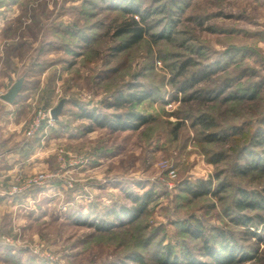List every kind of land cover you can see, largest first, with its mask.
Wrapping results in <instances>:
<instances>
[{
  "label": "rangeland",
  "instance_id": "obj_1",
  "mask_svg": "<svg viewBox=\"0 0 264 264\" xmlns=\"http://www.w3.org/2000/svg\"><path fill=\"white\" fill-rule=\"evenodd\" d=\"M134 1L151 12L152 30L117 52L123 36L115 29L128 16L115 6L122 0H0L1 81L14 72L42 83L25 139L42 130L27 135L39 108L65 100L46 145L24 147L41 160L10 187L28 196L1 219L0 264H142L139 256L163 264L168 252L185 264L188 256L211 260L206 245L227 239L238 257L253 255L233 264H264V169L249 167L264 156L256 143L264 131V0ZM142 88L152 96L105 106ZM82 107L152 119L114 129L80 117ZM204 115L220 137L207 138ZM200 179L211 181V193L189 190ZM242 189L260 206L240 209ZM147 192L151 202L136 217ZM5 251L15 252L13 262Z\"/></svg>",
  "mask_w": 264,
  "mask_h": 264
},
{
  "label": "trees",
  "instance_id": "obj_2",
  "mask_svg": "<svg viewBox=\"0 0 264 264\" xmlns=\"http://www.w3.org/2000/svg\"><path fill=\"white\" fill-rule=\"evenodd\" d=\"M115 6L123 7L122 9L123 12L125 14H128V16H126L122 20V22L119 25H117L115 29L116 36H119V37L123 36V39L114 46V50L119 52V51L129 49L135 46L136 44L140 43L146 37V35H148L151 32L152 25L148 22V18H150V16L152 15H151V12L149 11L147 12L142 11L139 5L134 0H129V1L122 0L120 4L117 3ZM139 15H140V18H138ZM170 36L171 35L169 34L163 33L162 37L168 38ZM84 39L87 40V37H85ZM186 72H187L186 69L184 68L181 69L179 76H184ZM191 87L192 86L187 85L186 82H181V85H180L181 90H187L188 88H191ZM134 88H137V87L134 86ZM192 90H193L192 91L193 93H191V95L194 94L195 96H197V93L199 91L198 90L195 91L196 89H192ZM223 91L224 89L222 88L221 92ZM191 95L189 97H191ZM150 96H152V91L149 89H145V88L135 89L133 90V92L131 91L127 93V95H125L124 93H120V95L116 97L115 101L108 102L106 103L105 106L108 108H111L114 106H120L122 105L121 98L122 100L124 99V101L130 102L132 104L139 103L145 100L146 98H149ZM236 96L237 95L230 96L229 99L233 97L235 98ZM79 116L84 117V118L85 117L90 118L92 121L96 122V125L110 126L114 129H139L144 124H147L149 121H151L152 119L151 116H146L142 113L136 112L133 109L126 110L123 113L118 112V113H113L110 115V114L98 112L96 109L90 110V109H85L82 107V112ZM201 118L204 119V120L200 119L203 129L208 130V132L206 133L207 138L211 140L213 138L216 139L215 137L217 136L220 137L219 135L220 132L214 131L212 129L215 125H217L215 119L210 116H206V115H204ZM93 128H94L93 125H90L87 127L86 130L91 131ZM230 132L231 131H227L225 133V136L228 137ZM256 137H257L256 139L258 140L256 143L262 144L264 146V131L263 130L258 131ZM257 161L258 162L255 165H253L254 162L250 163L249 167L251 166V168L255 169L261 166L264 169V156L261 157ZM200 186L202 187V189L199 191L198 188ZM188 188L190 191L194 192L195 195L209 194L212 192L210 180L208 181V180L200 179L195 184L189 186ZM240 193H241V200L238 203V207L240 209H245L246 207H249V206L256 207L257 205L260 204L259 202H262V201L247 202L246 199L249 196L248 192L242 189L240 190ZM251 196L256 197L258 196V194L254 193ZM258 197L264 201V197L260 196V194ZM138 198L139 197H137L136 199ZM150 202H151V193L147 192L144 195V199L141 202L140 206H137L134 210L136 217L148 206ZM122 210L124 212L129 211L128 207H123ZM248 222L249 221H246V224H248ZM198 234H200V236L202 235L199 232ZM6 248H10V247L6 246ZM205 250H206V254L211 257V260L209 261L201 260L194 256H188L186 257L187 259H183V261L185 262V264H233L238 261L248 260L253 256V255L243 254L238 257L237 255L240 249H238L235 243H232L228 239L225 242H221L219 246H217L216 244L212 245L208 243L205 247ZM33 258L34 257H31L27 264H33ZM172 258H173V261H172ZM160 259H161L160 263H163V264H179L181 262L179 257L175 254H173L172 256L171 252L166 253V255L165 256L163 255V257H161ZM136 260L138 262H141L142 264H146L145 262H143V259L140 256L137 257ZM17 261H21V259H18ZM43 264H46V263H43Z\"/></svg>",
  "mask_w": 264,
  "mask_h": 264
},
{
  "label": "crops",
  "instance_id": "obj_3",
  "mask_svg": "<svg viewBox=\"0 0 264 264\" xmlns=\"http://www.w3.org/2000/svg\"><path fill=\"white\" fill-rule=\"evenodd\" d=\"M0 21H6V18L2 17ZM15 81L14 72L8 73L3 81L0 79V230L3 228L1 219L9 207H11L10 210H13L28 196L27 193L13 195L14 190L10 187L15 184L18 178L16 176L23 171L32 169L30 165L32 159H40L37 157L40 153L39 150L37 152V148L30 154L26 153L25 145H46L45 141L50 138L51 129L54 128L52 125H44L32 141L25 139L24 132L27 122L37 107L38 95H36V91L38 88L35 87H37L36 85L41 86L42 83L41 80L32 81V79L25 78L23 88L17 98L13 102H8L2 98V94L8 91ZM54 140H58V138H54ZM0 246H2L1 243ZM14 253L5 251L4 260L13 262L14 259L11 257Z\"/></svg>",
  "mask_w": 264,
  "mask_h": 264
},
{
  "label": "built area",
  "instance_id": "obj_4",
  "mask_svg": "<svg viewBox=\"0 0 264 264\" xmlns=\"http://www.w3.org/2000/svg\"><path fill=\"white\" fill-rule=\"evenodd\" d=\"M54 118L51 115V108L50 109H44V108H39L36 111L35 116L32 118L29 129L27 130V135L29 137H34L36 133L45 125L49 126L53 124ZM46 123V124H45ZM45 179V176H40L35 179V182L37 183H42L43 180Z\"/></svg>",
  "mask_w": 264,
  "mask_h": 264
},
{
  "label": "water",
  "instance_id": "obj_5",
  "mask_svg": "<svg viewBox=\"0 0 264 264\" xmlns=\"http://www.w3.org/2000/svg\"><path fill=\"white\" fill-rule=\"evenodd\" d=\"M24 85V77L17 79L13 85L2 94V98L8 102H13L19 93L21 92ZM65 100L62 99L56 106L51 109V115L54 119H58L63 111Z\"/></svg>",
  "mask_w": 264,
  "mask_h": 264
}]
</instances>
